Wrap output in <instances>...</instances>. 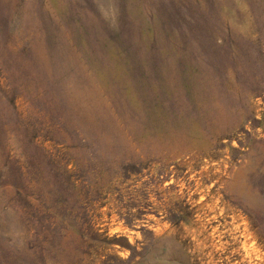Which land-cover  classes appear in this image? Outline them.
I'll return each mask as SVG.
<instances>
[{
  "label": "rangeland",
  "instance_id": "1",
  "mask_svg": "<svg viewBox=\"0 0 264 264\" xmlns=\"http://www.w3.org/2000/svg\"><path fill=\"white\" fill-rule=\"evenodd\" d=\"M214 1L0 0V264H264V38Z\"/></svg>",
  "mask_w": 264,
  "mask_h": 264
},
{
  "label": "bare ground",
  "instance_id": "2",
  "mask_svg": "<svg viewBox=\"0 0 264 264\" xmlns=\"http://www.w3.org/2000/svg\"><path fill=\"white\" fill-rule=\"evenodd\" d=\"M230 2H233L237 7V3L235 2V0H217L213 3L216 4L215 7L218 8L219 11L222 10V15L225 16L227 11L232 8ZM243 2L249 10V15H247L246 13H241V9L238 8V6L237 8L238 11H240V19L237 21L241 25L239 26L237 23L231 24V29L236 32H240L242 36L244 35L246 38L250 39L247 35H245V33L249 31L250 25L252 24L258 29V31L264 38V0H243ZM250 15L253 16V21L251 20ZM210 35L213 37L214 34L211 33ZM233 46L235 48H238L239 45L233 40Z\"/></svg>",
  "mask_w": 264,
  "mask_h": 264
}]
</instances>
